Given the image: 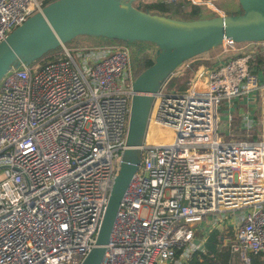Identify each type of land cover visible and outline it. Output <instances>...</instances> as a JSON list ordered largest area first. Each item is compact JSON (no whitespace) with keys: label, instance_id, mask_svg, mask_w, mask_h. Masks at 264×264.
Instances as JSON below:
<instances>
[{"label":"built area","instance_id":"1","mask_svg":"<svg viewBox=\"0 0 264 264\" xmlns=\"http://www.w3.org/2000/svg\"><path fill=\"white\" fill-rule=\"evenodd\" d=\"M52 1L0 0V43ZM222 46L221 57L183 63L155 95L147 135L168 126L176 139L146 137L101 264H189L204 249L197 233L219 225L233 258L264 253V120L256 129L245 115L243 139L233 138L230 114L229 128L220 125L223 106L249 95L264 118L255 66L264 40ZM57 53L0 81V264H81L127 148L130 47L63 45Z\"/></svg>","mask_w":264,"mask_h":264},{"label":"water","instance_id":"2","mask_svg":"<svg viewBox=\"0 0 264 264\" xmlns=\"http://www.w3.org/2000/svg\"><path fill=\"white\" fill-rule=\"evenodd\" d=\"M139 0H54L0 43V81L13 68L31 64L78 36L157 47L153 64L136 76L119 174L112 186L96 244L81 264H101L123 197L142 163L155 95L186 61L226 42L264 40V0H238V13L185 20L141 10ZM199 243V240H196Z\"/></svg>","mask_w":264,"mask_h":264},{"label":"trees","instance_id":"3","mask_svg":"<svg viewBox=\"0 0 264 264\" xmlns=\"http://www.w3.org/2000/svg\"><path fill=\"white\" fill-rule=\"evenodd\" d=\"M143 0H139L135 3L136 6H140L141 10L150 12L152 14H159L170 16L178 19L185 20H195L200 19L202 4L193 3L191 0H173V1H155V2H142ZM207 1V0H206ZM217 15V13H216ZM73 41L67 43L66 45H70ZM104 44L111 43H124L128 45L132 52V61L133 68L135 71V75H139L143 70L147 67L151 66L155 60L152 58V54L156 56V46L150 42H123L118 40H112L108 38H103ZM61 50V47L55 51H50L43 58H41L40 62L48 63L54 60H58L62 57V54L57 53ZM221 242V233L219 231H214V234L209 238L208 243L206 244L207 250L206 253L203 251L197 252V254L192 258L189 264H212L216 262L217 258H219V254H217V246ZM213 254L215 257H212Z\"/></svg>","mask_w":264,"mask_h":264},{"label":"crops","instance_id":"4","mask_svg":"<svg viewBox=\"0 0 264 264\" xmlns=\"http://www.w3.org/2000/svg\"><path fill=\"white\" fill-rule=\"evenodd\" d=\"M215 12L217 14L226 13L220 9H218V10L215 9ZM242 46H243V44H237L233 48V50L234 51L240 50V48ZM223 52H224V47L222 46L221 48H215V49L209 51L208 52L209 54L207 56H204L201 54L200 56H198V58L204 59L205 61L209 62L212 59H216L218 57H221V55H223ZM261 57L262 56H260V58ZM255 66H256V71L260 75V79H261L262 83H264V60L259 59V61H257ZM253 99H254L253 96L249 95V96H245L243 98L235 99L230 104H225L222 108V113H223L222 118L225 119V121L223 122L224 123L223 127L225 126L226 129L229 128L228 127L229 121L227 119V116H228V114H230L233 118V120L231 121L232 132L237 136L238 135L242 136V135H244L243 117L247 114H252L254 116V120L258 123V125L256 126V129L258 128V126L261 128L264 118L261 115L257 114L258 105H256L257 102H255ZM220 233H221V242L217 246V254H219V258H217L215 260L221 262L222 264H264V253H259L256 255H250L248 262H245V261L243 262L241 260H237V259L233 258L231 251H230V248H229V244H228V242H226V238H223V232L220 231ZM210 234L211 233H209V235H207L206 237L204 235H203V237L198 236L199 239L204 240V244L202 245L204 249L202 251L205 253L207 250L206 244L209 241ZM211 256L215 257L213 254H211Z\"/></svg>","mask_w":264,"mask_h":264},{"label":"rangeland","instance_id":"5","mask_svg":"<svg viewBox=\"0 0 264 264\" xmlns=\"http://www.w3.org/2000/svg\"><path fill=\"white\" fill-rule=\"evenodd\" d=\"M155 1H161V0H143L142 2H155ZM164 1H173V0H164ZM193 3L194 1L191 0ZM198 1V4H202V11H201V17L202 18H209L216 15L215 9L223 10L224 12L228 14L232 13H238L241 10V6L238 2V0H196ZM103 38L102 37H90V36H78L76 39L73 40V42L69 46H98L103 45ZM221 48V46L217 47ZM157 49V48H156ZM209 53H203L202 55L207 56ZM152 58H155V54L151 55ZM257 94L255 93V96ZM255 102H257V99H254ZM225 119L222 118V121L220 122V125L223 126ZM226 131V128L223 129ZM234 139H243L242 136L234 135ZM247 138V137H245ZM176 139V132L173 128L168 126H157L149 131L147 135V141L152 144H170L173 143ZM227 139H232L231 137L227 136ZM146 214V213H145ZM227 224L222 223V225ZM219 227H213L214 229L211 231L210 237L212 234H214V231H221ZM197 236L203 237L202 232H198Z\"/></svg>","mask_w":264,"mask_h":264}]
</instances>
